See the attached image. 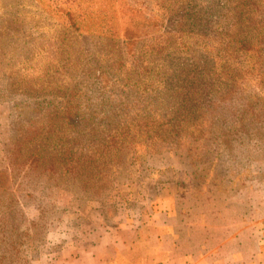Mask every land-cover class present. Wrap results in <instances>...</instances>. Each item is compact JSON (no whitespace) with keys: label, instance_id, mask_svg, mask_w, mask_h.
Returning <instances> with one entry per match:
<instances>
[{"label":"rangeland","instance_id":"obj_1","mask_svg":"<svg viewBox=\"0 0 264 264\" xmlns=\"http://www.w3.org/2000/svg\"><path fill=\"white\" fill-rule=\"evenodd\" d=\"M162 209L253 227L264 264V0H0V264Z\"/></svg>","mask_w":264,"mask_h":264},{"label":"crops","instance_id":"obj_2","mask_svg":"<svg viewBox=\"0 0 264 264\" xmlns=\"http://www.w3.org/2000/svg\"><path fill=\"white\" fill-rule=\"evenodd\" d=\"M142 216V215H141ZM149 217L142 216L134 225L126 221L118 229L122 235L113 241H100L96 248L61 259L56 264H255L251 258L243 261L245 253L241 234L249 233L254 243L253 227L234 225L210 226L206 216L193 221L187 212L162 209ZM253 234V236H250Z\"/></svg>","mask_w":264,"mask_h":264},{"label":"trees","instance_id":"obj_3","mask_svg":"<svg viewBox=\"0 0 264 264\" xmlns=\"http://www.w3.org/2000/svg\"><path fill=\"white\" fill-rule=\"evenodd\" d=\"M180 41L182 43L183 46H185V44L183 43V39L180 38ZM182 77V82L185 81V85H187L188 89L183 92H179L181 95V100L183 101H191L193 102L194 106L197 104V102L199 101V98L197 97V93H198V89L199 87H201L204 84V77H201V73L199 72V74H191L190 72H184L181 74Z\"/></svg>","mask_w":264,"mask_h":264}]
</instances>
